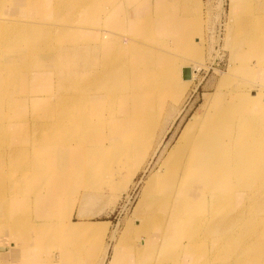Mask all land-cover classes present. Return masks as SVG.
<instances>
[{
  "label": "bare ground",
  "instance_id": "obj_1",
  "mask_svg": "<svg viewBox=\"0 0 264 264\" xmlns=\"http://www.w3.org/2000/svg\"><path fill=\"white\" fill-rule=\"evenodd\" d=\"M136 1L46 0L41 4L40 9H36L24 17L22 20L24 24L2 29V33H0V95L2 96L0 97V110L2 109L3 111L1 117L3 120L0 123V142H6V144L9 142L10 138L8 139V135L12 132L9 129L11 124H14V133L17 134L19 132V142H39V144L40 142H64L65 162H68L72 154L75 155L77 153L79 155L81 153L80 157H77L75 161V156L73 157L72 161L74 163H66V172L70 171L73 173L72 179L75 182H79L81 178H84V181L87 179L86 176L89 174L87 175V172H85L86 167L91 169L90 174H93V167L96 166L93 164H95L96 159L99 160L102 156L108 157L107 155H109L101 153L103 152L101 148L108 149L109 145L121 148H123L122 146L127 147V154L122 156L126 158L127 165L131 166L130 177H134L140 171V162L145 160V158L147 159L146 154H148V151L150 152V148L154 149L155 146L153 142L149 141L150 136L153 134L152 130H155V124L152 121H146L149 118L146 117L144 111L148 102L156 99L151 88L162 85L155 83L157 73L164 75L162 83L166 84L170 90L177 87L176 80L172 74L176 69L175 63L186 59L187 56L197 57V52L194 48L196 45L193 43L199 35L197 32L199 26L202 25V20L198 19L200 17H198L199 12L195 14L196 18H194L193 14L194 7L197 6L199 8L198 1L190 3V0H154L156 3L155 9L151 5L150 8L148 3H146L140 10L132 12L133 3ZM239 1L231 0L232 13L236 12L234 8L237 4L239 5ZM22 5V1L14 0V11L12 12L21 8ZM47 10L49 12L46 14L45 11ZM55 10L56 12L51 14ZM49 13L54 19L60 17L62 19V15L66 14H79L84 18L81 23L86 26L82 27L81 31H75L72 26L64 27L61 24L53 25V29L50 27L47 29L45 26L48 27L50 24L45 25L42 21H52L48 16ZM240 17L242 18L243 15ZM2 20L4 18L0 17V25L3 23L4 25L10 24L8 23L9 21ZM145 21L149 23L146 24ZM91 28H93L91 36H81V33H85ZM263 30H256L253 27L252 30L250 29L246 33L250 37L244 40L247 44H250L247 49L249 51L254 50L255 53L253 61H251L252 59L248 60L247 55H244L242 66L248 68L253 66V71L257 68L261 70L264 67ZM154 31H156V40L150 37V34ZM59 35H61V38L59 37V41H56L55 37ZM64 35H69L70 43L74 46H65V44L70 43L65 42L68 39H65ZM244 41H241V43ZM48 43L49 45L51 43L54 48H61V52L48 55L43 57V59L58 63L56 64V67H58L63 63L61 60L64 57L66 58L64 59V64H69L74 63L70 60L77 56L76 64L79 68L75 69L76 71L72 74L73 77L68 74L64 78L65 82L61 85L60 93L57 91L58 98L50 99L43 96V98H39L48 104L50 100L52 102L46 107L45 111L36 112L37 116L36 120H34L36 124L34 125L33 133L32 131L31 133L27 132L26 135L24 131V129H27L26 126L23 128L21 126L22 112L18 111L21 106L16 105V96L13 97L9 94V85L24 80L21 77V73L25 71L30 73L32 71V69H29V65H32L28 61L29 57L33 60L38 59L41 49L45 50L48 47ZM183 47H186V49H182ZM24 49L28 50V52H25L26 50L24 51ZM133 49L140 50V54L134 55ZM88 55L93 60L86 61L85 56ZM199 55H202V46H200ZM162 56L164 57L162 58ZM165 58L172 65L168 64ZM183 61L189 63L187 60ZM130 62L133 65L132 71L136 73L148 72V74L134 76L132 80L123 79L122 76L129 77L127 75V64ZM197 62L194 61L193 63ZM73 66L76 67L73 64L69 68ZM185 68L192 70V78L189 81L183 80V69ZM249 70L251 71L252 69ZM55 72L58 74L60 71L56 69ZM195 72L197 71L189 65L180 67L182 78L180 83L184 91L183 96L195 81ZM261 76L264 79V74ZM254 79L252 78V82H254ZM239 92L241 93L242 91ZM234 93V95L231 94V100L238 97V91L234 90ZM251 93L252 95L248 102H237L229 110L228 108H222L219 113L218 107H214L210 112L208 110L205 111V115H194L185 125L179 140L168 151L163 161L164 170L161 172L157 171L146 181L145 194L138 204L137 211L139 212L141 207H146L150 193V197L154 191L159 194L160 198L156 199L157 202L155 204H158L156 215L159 218L160 227L154 232L153 240L159 236L160 241L163 245H167L168 250L175 246L173 243L175 240L181 241L188 238L192 241V244L197 241V235L193 234V232L199 231V229L193 227L195 231L194 229L192 230L191 226L197 225V223L193 222L195 220L193 217L197 216V213L203 212L208 204L213 203L212 199L209 198L211 197L208 195L209 192H214V198L221 200L223 185L227 184L230 187L228 198L230 201L228 202H231L232 205L237 204L234 202L235 194L237 193H242L243 197L247 195L246 201L240 202L244 203V205L256 199V203L260 201V206L263 204L264 91ZM208 96L206 98L209 99ZM61 98L64 99L61 102L63 107H59L58 103V99ZM210 101L208 100V102ZM206 104H203V106H207ZM121 105L123 106L122 109ZM51 106L54 107L51 109ZM136 106H139L140 109L138 110ZM119 111L122 115L121 117L118 115ZM224 113L226 116H222ZM123 116L124 118H122ZM149 116L153 118L152 115ZM94 120L96 121L95 124ZM120 122L123 125L126 123L130 125V133H128L127 137L126 134L123 135L124 130L118 129ZM95 129L101 134L95 137L85 134L89 133L92 135L91 133ZM89 137L93 139H89ZM97 142H109V144H103V147L98 149L95 147ZM124 142L128 143L124 145ZM72 146L73 149H71ZM159 147L160 144L151 155H156ZM53 151L49 152L48 155H44V152H39L40 161L44 160V157L52 160L54 158L56 160L58 158L62 159L59 146L54 147ZM112 152V154H116L114 150ZM5 154L12 160L17 158V156L19 158L29 157L30 162L34 165L33 168L30 169L29 167L28 169L27 167L22 169V172L20 170L17 172L16 169L15 172L18 174L21 172L23 178H42V175H37V172L40 171L41 173V169L44 170L45 166L34 162L29 152L23 149L11 148L9 153L5 152ZM123 158L119 159L123 160ZM88 163H93L90 164L93 167L88 165ZM14 168L16 167L13 166ZM33 169L35 175L31 173ZM14 178L12 182H15ZM233 178L236 179V182L231 181ZM108 182L110 181L108 180ZM18 184L20 185V183ZM250 184H254L258 188L254 193L249 187ZM20 186L17 187L20 188L18 191H21ZM88 187L90 188V186ZM2 195L0 193V208L5 210L9 205L7 206L4 203L6 197ZM46 201L45 204L47 203ZM257 215L253 216L256 217ZM244 216L245 212H241L234 218L220 217L221 219L211 224L207 230L204 226V231L210 236L211 240L214 241L216 239L215 241L218 244L216 251L218 253L221 252V259L227 260V264H264V218H260L259 221L251 219V222L248 221V224H246L244 223ZM259 216H262V214H259ZM10 218L5 217L0 220H13V217ZM19 218H14L10 227L13 228L15 226L14 222L18 224ZM197 218H200V216ZM254 221L255 223L252 225ZM72 224H75L74 229L72 226L75 234L93 232L87 223L79 221ZM69 226H71L70 222ZM257 228L260 229L259 232L254 233ZM230 232L234 233L236 237L227 236L222 239L225 234ZM178 247L180 246L178 245ZM191 248L193 252H196V258H198L197 254L199 252L197 253V251L201 249L195 250L192 246ZM143 249L145 248L141 247L139 251L141 252ZM189 252L192 254L191 250ZM232 257L234 262L231 261ZM173 261L176 262L177 259ZM176 264H180V262H176Z\"/></svg>",
  "mask_w": 264,
  "mask_h": 264
},
{
  "label": "rangeland",
  "instance_id": "obj_2",
  "mask_svg": "<svg viewBox=\"0 0 264 264\" xmlns=\"http://www.w3.org/2000/svg\"><path fill=\"white\" fill-rule=\"evenodd\" d=\"M20 1H22L23 3L22 7L15 10V12H12L14 11V0H0V17L4 18V20L2 21L6 20L9 21L8 23H10L9 25H4V23L1 24L0 33H2V29L4 27L24 24L22 21L24 17L32 11L40 9L41 4L46 0ZM147 1L148 0H137L136 2H134L132 12L138 9L140 10L144 4L146 5V3H148L149 7L151 5V7H153L154 9L156 8V3L154 2V0H149L148 2ZM196 1H198L199 3V8L197 6L194 7V18H196L195 14L199 12L198 17H200L198 19L200 21L202 20V25L199 26V30L197 32V34L199 35L193 43L194 45H196L194 48L196 49L197 57L187 56L186 59L179 60L177 63H175L176 69L172 72V74L174 76V79L176 80L177 87L173 90H170L169 87L166 86V84L162 83L164 75L157 73V79L155 80V83L162 85L151 88L154 91L153 95H155L157 100L155 99L153 101H150L145 106L144 114L149 118V120L145 118L146 121H152L155 124V130H152L153 137L151 135L149 141L154 143V149L160 144L158 152L156 153V155H154L155 157L151 155L154 149L150 148V152L148 151V154H146L147 159L145 158V160H142V162H140V171L138 170L139 172L136 173L134 177H130L131 166L127 165L126 158L122 156L123 154H127V147L122 146L123 148H121L109 145L108 149L110 150H108L104 148L102 149L101 147H103V144L108 145L109 142H97L95 143V147H97L98 149L101 148V151H103L101 153L109 154L107 155L108 157L102 156L101 159H96V162L94 160L95 164H93V161V163H88V165H96L94 167L93 165H90L94 168H92L94 176H92L93 174H90L91 169H87L86 167L85 172H87L86 174H89L90 176H86L87 179L85 181L84 178H81L79 182H75L72 179L73 173H71L70 171L66 172V163H74L72 161L73 157L75 156L74 161L77 159V157H80L81 153H79V150V155H77V153H75V155L72 154L68 162H65L64 142H40L41 145L39 144V142H19V132L15 134L14 124H11L9 129H11L12 132H10L11 134L8 135V139L10 138L9 142H7V144L6 142H0V193L1 195L3 194L4 197H6L4 203H6L7 206H10H8V208H6L5 210H2L0 208V219L5 217H13V220H0V237L3 235L12 234V238L15 237V239L10 240L9 243L20 240V238L28 240L29 238H25V236H32V233H35L36 231L40 234L37 235L42 241L47 242L48 240L52 239L61 240L62 247H60V249L62 251L64 249V264H102L103 261H105L104 264H108V261L111 260L113 256L114 258L111 264H126L125 261L129 258L130 262L134 261V254L140 252L139 250L141 247L146 248L148 246H151L156 251L165 254L164 256H167V258L172 261L178 258L179 253L183 254L185 259L183 263L180 262V264L228 263L227 260L225 261L221 259V252L218 253L216 251V246L218 245L215 241L216 239L214 238V241L210 239V236H208L204 231V226L207 230V228L211 224L216 223L218 219H221L220 217L234 218L238 214H241V212H245L244 223L248 224V221L251 222V219L259 221L260 218H264V202L260 206V201L256 203V199L249 202L247 205H244V203L242 204L240 202H245L247 199V195L245 194L246 197H243L244 195L239 192L240 194H235L234 198V202L237 204L232 205L231 202H228L230 201L228 199L230 187L227 184L222 186L221 191L223 193V197L221 196V200L214 198V192H209L208 195L211 196L209 198L212 199L213 203L208 204L203 212L197 213V216L193 217L195 219L193 222L197 223V225H194V223L191 222V224L194 225L191 226L192 230L194 229L193 227H195V229H199V231H195L194 229L195 232H193V234L195 233L197 235V241L193 242L192 244V241L188 238L182 239L181 241L175 240L173 241L175 246L173 248H169V250L166 247L167 245H163V243L160 241L159 236L158 238L153 240L154 232L157 228L160 227L159 218L156 215L158 204H155L157 202L156 199L160 198L159 194L154 191L152 192V196L150 197V193L148 200L149 202H147L148 204H146V207H141L142 210L139 209V212L137 211L138 204L145 194L144 191L146 187V181L157 171L161 172L164 170L163 161L165 160L168 151L179 140L181 133L185 128V125L194 115H205V111L208 110L210 112V110H213L212 108L214 107H218L219 113L221 112L222 108H228L229 110L232 108V105L236 104L237 102H248L252 95L251 92L264 91V79L261 76L262 74H264V67L261 70L257 68L253 71V66H251L252 68L242 66V58H244V55H247L248 60H254L253 56L255 52L254 50L249 51V49H247L250 44H247L244 40L250 37V35H247L246 33L250 29L252 30L253 27L256 30L264 29V0H240L239 5L237 4V6L234 8V10H236V14L232 13L233 11L231 10V0H190V3ZM48 12V10L45 11L46 14ZM55 12L56 10L52 11L51 14H54ZM51 14L49 13L48 16L52 19V21H42V23L45 25L50 24L48 27L45 26L47 29L49 27L52 28L53 25L56 26L58 24H61L64 27L72 26L75 31H81L83 29L82 27L86 26L81 23L84 18L79 14L62 15V19L61 17L58 19H54ZM242 15L243 17L241 18L240 16ZM145 23L147 24L149 22L145 21ZM91 32H93V28L88 29V31H86L85 33H81V36H91ZM155 36L156 31L150 34V37L153 40H156ZM59 37L61 38V35L55 37L56 41H59ZM64 38L68 39L65 42L70 43L69 35H64ZM262 39H264V35ZM241 41L244 42L241 43ZM47 46L48 47H46L45 50L41 49L38 57V59L40 58L39 60L37 58L33 60L31 57H29L28 61L32 64L31 66L29 65V69H32V71L30 73H26V71L21 73V77L24 80H21L19 83H11V85H9V94L13 97L16 96L15 100L17 103H15L16 105L21 106V109L18 108V111L22 112L21 126L22 128L26 126L27 129H24L26 135L27 132L31 133L32 131L33 133V128L36 124L34 120H36L37 113H39V111H45L46 107L49 106V104L52 102L50 100V103L48 104L47 102L41 101L39 98H58L57 91L58 93H60L61 85L65 82L64 78L68 74L70 75V77H73V72L79 68L76 64L78 60L77 56L73 57L74 59L70 60L74 63L69 64H64V59H66L64 57L61 60L63 61V63L60 62L61 66L58 67H56V64L58 63H54V61L52 60L47 61L46 59H43V57H47L48 55L61 52V48H54L51 46V43L50 45L48 43ZM65 46L71 47L74 45L70 43L65 44ZM200 46H202V55H199ZM182 49H186V47H183ZM25 50L26 49H24V51ZM25 52H28V50H26ZM133 54H140V50L133 49ZM163 57L164 56H162V58ZM90 58L91 56L89 55L85 56L86 61L93 60ZM165 60L168 64L172 65L168 59L165 58ZM183 60H187V62L189 63H186ZM194 61L198 62L193 63ZM73 64L76 67L73 66L69 68ZM188 65L194 68V70H196L197 72H195V81L193 82L191 87L186 90L187 93L185 92L186 94H184L183 96L184 91L182 90V85L180 83L182 79L180 74V67ZM132 67L133 65L131 62L127 64V75L129 77L122 76L123 79L127 78L132 80L134 76H143L145 74H148V72L136 73L132 71ZM46 69L49 72H47ZM56 69L57 71H60L58 72V74H56L55 72ZM249 69L252 70L250 71ZM253 74L255 77L253 76ZM252 78H256L254 79V82H252ZM246 83L249 87L246 86ZM238 86L242 87L239 88ZM243 88H246L247 90ZM234 90L238 91V97H235L233 101L231 100V96L236 93H234ZM193 91L196 93L193 94ZM230 91L233 92L230 93ZM239 91L242 92L240 93ZM216 92L219 93L216 94ZM207 96L209 97V99L206 98ZM218 96L220 99L218 98ZM221 96L223 99L221 98ZM0 97L2 96L0 95ZM62 100L64 101L63 98L58 99L59 107H63L61 105ZM208 100L211 101L208 102ZM207 102L208 104H206ZM203 104H206L209 108L207 106H203ZM53 107L51 106L50 108L52 109ZM122 108L123 106L121 105V109ZM136 108L138 110L140 109L139 106H136ZM54 110L56 109L54 108ZM120 111L118 112V115H120L121 117L122 115L120 114ZM2 112L3 111L1 109L0 123H2L3 120L1 118L3 114ZM149 115H152L154 119L152 117L150 118ZM223 115L226 116L225 113L222 114V116ZM122 118H124V116ZM138 121L140 120L138 119ZM95 123L96 121L94 120V124ZM157 123H160L159 126ZM129 127V124L126 123L125 125H123L120 122L118 129L124 130L123 135L126 134L127 137L128 133H130ZM95 130H93V132L91 133L92 135H90L89 133L85 134L87 136L94 137L101 134L97 130ZM89 139L93 138L89 137ZM127 143L128 142H124V145ZM55 145L61 148L62 159L58 158V160H56L54 158L52 160L51 158L44 157V160L40 161L39 152H44V155H48L49 152L53 151V148L56 147ZM11 148L23 149L29 152L34 162L40 163L45 166L44 170L41 169V173L40 171L37 172V175L41 174L42 178H23V176H21V172L23 171L22 169H25L27 167L28 169L29 167L30 169H32L34 165L30 162L29 157L19 158L17 156V158H14V160L7 157V154H5V152L9 153V150ZM118 148L120 149L116 151ZM71 149H73V146ZM112 150H114L116 154H112ZM117 158H123V160H118ZM102 159H104L103 162ZM108 159H111L112 161ZM113 164L115 165V167ZM13 166H15L16 168L13 169ZM16 169L17 172H19V170L21 171L20 174L15 172ZM31 173L35 175L34 169ZM13 178L15 182H12ZM105 178L110 182H108V180H106ZM87 180L88 182H86ZM231 181L236 182V179L233 178ZM18 183H20L21 186ZM18 186L21 187V191H18L20 190V188H17ZM88 186H90V188ZM249 187L253 193L258 189L254 184H250ZM42 191H46L47 194L42 193ZM48 199L51 201H49ZM45 201L47 202L46 204ZM41 206H45L47 209L46 215L42 213V218L51 220L52 222H56V225L58 224L57 226L55 225L47 227L48 224H46V227L44 225V227L38 230L34 225L30 227L31 224L35 223L32 219L35 218L36 214L39 211H42L40 210ZM256 214L258 215L254 217L253 215ZM259 214H262V216H259ZM198 216H200V218H197ZM17 217H20L18 220V224L14 222L15 226L13 228L10 227L12 225V222L14 221V218ZM36 218L38 217L36 216ZM155 218H157V220H155ZM79 221L87 223L88 227L91 228L93 232L89 234L73 233L72 226L74 229L75 224L72 223H76ZM255 221L252 223V225L255 223ZM69 222L71 226H69ZM107 224L109 232L107 230ZM138 224L141 226L139 227ZM259 230L260 229L257 228L254 233H258ZM15 233H19L20 238L19 234ZM227 236L236 237L234 233L230 232L225 234L222 239ZM3 238L4 237L0 238V247H8L6 239ZM4 242H6V245H4ZM63 242L64 244H62ZM28 244L30 245V243H27V245ZM43 245L44 244L42 243L40 246ZM178 245L180 247H178ZM191 246L194 247L195 250L201 249L200 251H197V253L199 252L197 254L198 258H196V252L192 251L193 249L191 248ZM188 247L191 248L189 249L191 250L192 254L189 252L190 250L188 249ZM161 248H163L164 250ZM105 256H107V258L104 260ZM231 261L234 262L233 257ZM165 263L168 264L167 262Z\"/></svg>",
  "mask_w": 264,
  "mask_h": 264
},
{
  "label": "crops",
  "instance_id": "obj_3",
  "mask_svg": "<svg viewBox=\"0 0 264 264\" xmlns=\"http://www.w3.org/2000/svg\"><path fill=\"white\" fill-rule=\"evenodd\" d=\"M195 93L196 92L193 91V94ZM42 193L47 194L46 191H42ZM44 207L45 206H41L40 210L42 211H39L37 214L35 213L38 218H36L35 216V218L32 219L35 223L31 224L30 227L34 225L38 230L44 227V225L46 227V224H48L47 227L56 225V222H52L51 220H46L42 218L41 216L42 213L46 215L47 212L46 207L45 208ZM104 223H108V222H104ZM107 230H108V224H107ZM37 234L39 233L35 231V233H32V236L30 235L25 236V238L26 237L29 238L28 240L20 239L16 241L14 240L15 242H10V243H9L10 240L15 239V237L12 238V234L1 236L0 238L4 237L3 239H6L8 247L6 246L5 248L0 247V264H64V249L63 251L60 249V247H62L61 246L62 241L57 239H52L45 242L40 240V237ZM27 243H30V245L29 244L27 245ZM42 243L44 245L40 246ZM62 244H64V242ZM4 245H6V242H4ZM134 255H135L133 257L134 261L132 260L133 262H130L129 261L130 258H129L128 260L125 261L126 264H145V263L159 264L165 262H167L168 264H176V262L183 263L185 259L184 255L179 253L177 261L174 262L169 258H167V256H164L165 254L156 251L151 246L150 247L148 246L145 249L141 250L139 255L138 254H134ZM106 258L107 256H105L104 260ZM113 258L114 256L112 257L111 260L108 261V264H111ZM104 262L105 261H103L102 264H104Z\"/></svg>",
  "mask_w": 264,
  "mask_h": 264
},
{
  "label": "water",
  "instance_id": "obj_4",
  "mask_svg": "<svg viewBox=\"0 0 264 264\" xmlns=\"http://www.w3.org/2000/svg\"><path fill=\"white\" fill-rule=\"evenodd\" d=\"M192 78V70L190 68L183 69V80L189 81Z\"/></svg>",
  "mask_w": 264,
  "mask_h": 264
}]
</instances>
